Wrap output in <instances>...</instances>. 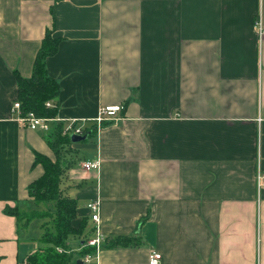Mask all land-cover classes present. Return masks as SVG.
Returning <instances> with one entry per match:
<instances>
[{
    "label": "crops",
    "instance_id": "obj_1",
    "mask_svg": "<svg viewBox=\"0 0 264 264\" xmlns=\"http://www.w3.org/2000/svg\"><path fill=\"white\" fill-rule=\"evenodd\" d=\"M52 24L59 123L124 105L63 150L61 189L84 222L69 249L93 235L98 197L104 241L88 264H149L152 249L159 264H264V0H0V264L39 245L42 218L19 228L4 206L44 207L28 193L43 173L34 153H55L12 103Z\"/></svg>",
    "mask_w": 264,
    "mask_h": 264
},
{
    "label": "trees",
    "instance_id": "obj_2",
    "mask_svg": "<svg viewBox=\"0 0 264 264\" xmlns=\"http://www.w3.org/2000/svg\"><path fill=\"white\" fill-rule=\"evenodd\" d=\"M54 24L48 27L41 39L32 64L31 74L22 76L16 73L17 100L23 111L32 110L38 115L55 116L57 107L55 98L59 92L58 81L47 73L46 57L57 49L59 37L54 34ZM51 105H46V101ZM63 125L56 123L52 131L44 134L48 144L55 153V159H51L44 153L35 151L34 162L41 163L43 173L28 184V193L31 199L40 204L45 202L42 208L21 209L18 204L4 206V211L15 217L19 228L27 227L35 218H42L39 236V245L30 251L21 264H71L77 256L91 252L92 246H85L78 251L69 249L68 237L71 234H81L84 222L79 227H74L71 220L76 215L77 200L61 189V182L66 171L62 164V153L66 145L72 141L70 136L62 134ZM46 217L51 219L47 223ZM86 239L83 241L85 243ZM131 241L130 236H121L111 245L126 244ZM56 247L62 249L58 251ZM69 249V250H68Z\"/></svg>",
    "mask_w": 264,
    "mask_h": 264
},
{
    "label": "built area",
    "instance_id": "obj_3",
    "mask_svg": "<svg viewBox=\"0 0 264 264\" xmlns=\"http://www.w3.org/2000/svg\"><path fill=\"white\" fill-rule=\"evenodd\" d=\"M259 30H262L261 21H258ZM51 101H46V105L50 106ZM124 105L122 103H107L100 105L96 116H94L91 121V125L85 124L84 118L82 120H76L75 118L69 119V121L62 127V134L71 135L72 133L83 134L84 132H89L90 135L94 130L101 128L108 122L120 119L121 111ZM12 108L16 112V118L24 123L27 127L32 129H41L48 132L52 124H56L61 118L59 116H44L38 115L32 110L23 111L19 100H15L12 103ZM264 116L259 115L258 119L262 120ZM100 160L99 158L86 159L82 161V167L84 168H98ZM262 175L258 174V179H261ZM86 207L90 213V219L94 223V233L85 242V246H92L91 252L83 254L81 257L85 262L91 263L97 260L98 251L101 248L104 237L99 227L100 223V200L98 197L93 198L86 202ZM161 259V253L155 249L150 250L148 254L149 264H159Z\"/></svg>",
    "mask_w": 264,
    "mask_h": 264
},
{
    "label": "water",
    "instance_id": "obj_4",
    "mask_svg": "<svg viewBox=\"0 0 264 264\" xmlns=\"http://www.w3.org/2000/svg\"><path fill=\"white\" fill-rule=\"evenodd\" d=\"M88 134L89 132H84L83 134L72 133L70 135V139L72 142H79V141L85 140L88 137ZM75 263L76 264H88L81 258H76Z\"/></svg>",
    "mask_w": 264,
    "mask_h": 264
},
{
    "label": "rangeland",
    "instance_id": "obj_5",
    "mask_svg": "<svg viewBox=\"0 0 264 264\" xmlns=\"http://www.w3.org/2000/svg\"><path fill=\"white\" fill-rule=\"evenodd\" d=\"M40 204H43V205H44L45 202H41ZM45 219L47 220V223L50 224L51 219H49V217H46ZM38 230H40V229H38ZM38 230H37V231H38ZM41 230H42V229H41ZM41 230H40V231H41ZM35 233H36V232H35ZM33 234H34V231H29V233H28V239H29V240H31V236H32ZM39 234H40V233H39ZM56 248H57L58 251H62L61 248H59V247H56ZM68 250H69V249H68Z\"/></svg>",
    "mask_w": 264,
    "mask_h": 264
}]
</instances>
